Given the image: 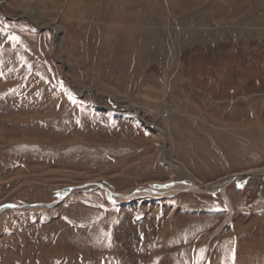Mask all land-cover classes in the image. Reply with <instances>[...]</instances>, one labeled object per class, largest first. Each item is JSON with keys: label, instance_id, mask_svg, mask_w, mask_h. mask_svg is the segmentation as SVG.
<instances>
[{"label": "rangeland", "instance_id": "374dc122", "mask_svg": "<svg viewBox=\"0 0 264 264\" xmlns=\"http://www.w3.org/2000/svg\"><path fill=\"white\" fill-rule=\"evenodd\" d=\"M262 173L264 0H0V264H264Z\"/></svg>", "mask_w": 264, "mask_h": 264}, {"label": "water", "instance_id": "95a60500", "mask_svg": "<svg viewBox=\"0 0 264 264\" xmlns=\"http://www.w3.org/2000/svg\"><path fill=\"white\" fill-rule=\"evenodd\" d=\"M143 123H144V122H143ZM163 162H164V163H167L164 159H163ZM167 164H168V163H167ZM168 165H170V164H168ZM170 166H171V165H170ZM237 176H240V175H233V176L225 177L221 182L224 181V184L226 185V184L229 183L231 180L237 178ZM241 176H243V175H241ZM244 176H245V177H246V176L262 177V176H264V173H262V174H258L257 176H255L254 174H249V175H244ZM191 178H192V183L195 184L196 189L201 188V189H203V191H205V190L207 189L205 186L200 187V185H198V184L195 183L193 177H191ZM219 181H220V180H219ZM218 183H219V182H218ZM225 185H224V187H225ZM91 186H97V187H100L101 189L105 190L108 194L112 195L113 197H116V198H119V199H122V200H129V199H131V198L135 195V193L139 191V190L134 191V192H132L131 194H128V195H119V194H117V193H115V192L112 193V192L110 191V189H108L107 187H105V186H104L103 184H101V183L85 184V185H81V186L74 187V188H72V189H70V190H68V191H66V192H64V193H62L54 203H51V204H36V205H33L32 207H45V208L55 207V206H56V205H57V204H58V203H59V202H60V201L66 196V195H68L69 193H71L73 190L83 189V188H87V187H91ZM188 191H190V189H188V188H185V189H177V190H175V191L171 194V196L176 195L177 193L188 192ZM159 193H160V192H159ZM166 193H168L167 190L161 192L160 194H161V195H166ZM19 207H20V206H15V205L4 206V207H2V208L0 209V211H2V210H4V209H7V208H19Z\"/></svg>", "mask_w": 264, "mask_h": 264}, {"label": "bare ground", "instance_id": "6f19581e", "mask_svg": "<svg viewBox=\"0 0 264 264\" xmlns=\"http://www.w3.org/2000/svg\"><path fill=\"white\" fill-rule=\"evenodd\" d=\"M255 176H257V175H255ZM223 180V179H222ZM221 182V181H220ZM219 182V183H220ZM224 182V181H223ZM221 184V183H220ZM215 186H218V184H216V185H214V187L212 186V187H210V188H212V190L215 188ZM207 189H208V187H206ZM217 188V187H216ZM219 188L221 189V191H222V195L224 196V200H225V202H226V205H227V208H230V202H229V200H228V198H227V196H226V194H225V191L223 190V187L221 186V185H219ZM218 188V189H219ZM189 189H191V190H193V189H196V187H195V184H192V187H189ZM198 190L200 191V190H203V189H201V188H198ZM156 194H158V192H152V191H150V190H141V191H138V192H136L135 193V195L133 196V198H137V197H139V196H147V195H156ZM168 195V194H167Z\"/></svg>", "mask_w": 264, "mask_h": 264}]
</instances>
